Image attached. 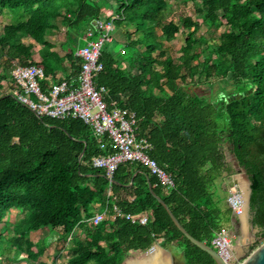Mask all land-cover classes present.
Segmentation results:
<instances>
[{"label":"trees","instance_id":"obj_1","mask_svg":"<svg viewBox=\"0 0 264 264\" xmlns=\"http://www.w3.org/2000/svg\"><path fill=\"white\" fill-rule=\"evenodd\" d=\"M178 2L191 9L169 0H114L113 16L103 18L107 0H0L1 255L19 250L32 263L55 264L68 250L63 264H121L159 240L179 250L183 264H218L177 227L149 182L187 231L213 246L232 212L218 192V180L235 170L226 146L251 180V221L264 238V0ZM95 18L112 19L119 30L101 49L95 82L106 86L108 100L136 113L138 133L152 143L149 154L172 186L135 161L120 163L112 173L120 184L110 182L92 165L110 150L106 139L102 148L81 118L39 116L4 89L16 64L40 65L52 80L57 72L76 78V50ZM203 24L220 28L216 40L204 44ZM61 27L58 52L47 36ZM181 30L174 56L165 43ZM201 81L209 94L191 88ZM50 83L41 80L42 87ZM102 210L104 219L93 223ZM127 213L148 219L131 221ZM40 229L58 234L51 261L42 258L46 245L30 236Z\"/></svg>","mask_w":264,"mask_h":264},{"label":"built area","instance_id":"obj_2","mask_svg":"<svg viewBox=\"0 0 264 264\" xmlns=\"http://www.w3.org/2000/svg\"><path fill=\"white\" fill-rule=\"evenodd\" d=\"M92 25L85 32V43L76 50V54L82 57L80 73L76 78H63L42 87L41 80L50 79L42 66L16 64L11 70L10 91L19 102L39 116L78 117L90 125L99 138L100 147H106V139L110 148L92 159V165L104 168L106 174L112 176L122 162L135 161L145 165L164 185L172 186L171 174L149 154L152 143L138 133L139 119L136 113L121 107L115 99L108 100L105 97L106 86L95 82V77L103 69L101 49L111 40L113 22L112 19L95 18ZM236 186L228 200L233 211L240 215L244 201ZM115 211L120 212L116 207ZM105 216V211H97L91 220L98 223ZM125 216L139 223H145L148 219L146 214L134 216L127 213ZM212 243L221 257L229 261L232 256L229 234L225 230L217 232Z\"/></svg>","mask_w":264,"mask_h":264},{"label":"rangeland","instance_id":"obj_3","mask_svg":"<svg viewBox=\"0 0 264 264\" xmlns=\"http://www.w3.org/2000/svg\"><path fill=\"white\" fill-rule=\"evenodd\" d=\"M172 4H173V7L175 9H178L179 7H182V9L186 12L188 10L191 9V6L190 5H180L178 0H169ZM2 25V23L0 22V26ZM220 33V28H217L215 26H212V27H208L206 25H202L201 28H200V34L202 35V40L204 42V44L208 41H213V40H216L218 35ZM184 30H181L177 35L176 37L171 40L170 42H166L165 45L167 47V50L172 54V55H178L180 53V48H181V45L183 43V40H184ZM66 36V30L64 27H62L60 29V31L58 33H56L55 35L53 36H50V41L52 43H58L62 38H65ZM83 44V42L81 41V45ZM105 44H108V42H106ZM104 44V45H105ZM191 88L195 91H197L198 93H201V94H209V87L201 81L200 84H197V85H192ZM213 89L215 91L218 90V85L215 83ZM226 148V156L228 157L230 155V151H229V148L228 146L225 147ZM232 176H224L223 178H221L220 180L222 182H224L225 184H227L230 180L231 177H237V179L239 180V182H236L237 185H238V189L239 191L241 192V194L243 195L244 193V186H245V179L242 175V173L238 170H234V172L232 174H230ZM229 177V178H228ZM230 182H233L232 180ZM231 184V187H234L235 184L233 183H230ZM241 195V196H242ZM244 203V202H243ZM97 210V209H96ZM95 210V211H96ZM249 216H251V212L249 211ZM241 218L243 219V221L246 223L247 225V228L248 230L253 233L255 235V240L251 242V246L247 248V254L241 258L240 260L234 262L233 260V255L235 253V247H236V244H235V241H236V237H234L232 234H234V228L230 227L228 228L227 230H225L229 236L231 237V242H232V256L229 260V262L231 263H235V264H240L243 259L255 248L257 247L262 241H264V238L260 236V228L255 226L253 224V226L251 225V220L248 219V216L245 214V211L243 209V212L242 214H240ZM0 231L3 233V232H6V230L4 229V227H2L0 229ZM57 232H54L52 233L51 235H46V231H38V232H32V238L35 239V240H40L43 244L46 245V250H45V253L42 255V257L48 259L49 261H51L54 257V249H55V246H57V239H56V236H57ZM58 242V241H57ZM214 246V245H213ZM173 247V246H171ZM215 247V246H214ZM176 249V248H175ZM216 249V247H215ZM177 250V249H176ZM178 251V250H177ZM143 251L142 252H138L136 254H133L132 257H136V256H140L142 255ZM172 253V252H171ZM62 254V258L58 259L57 262L55 264H63V258H65L68 254H69V251H65V252H62L60 253ZM172 255V254H171ZM131 256H128L129 258H131ZM127 257V256H126ZM176 256H174L173 258V264H180L178 258H175ZM0 264H36V263H32L30 262L28 259H27V256L25 253L19 251V250H16L14 251L11 255H1L0 254Z\"/></svg>","mask_w":264,"mask_h":264},{"label":"crops","instance_id":"obj_4","mask_svg":"<svg viewBox=\"0 0 264 264\" xmlns=\"http://www.w3.org/2000/svg\"><path fill=\"white\" fill-rule=\"evenodd\" d=\"M107 1H108L109 5H108V7H105L104 8V13L102 15L103 18H108L109 16L111 17L114 14V12H113L114 0H107ZM118 33H119V30L113 26V30L111 32V40H109L107 42L108 43L113 42L115 40V38L119 35ZM53 35H55V34H52V35H48L47 36V38H48L49 41H50V38L49 37L50 36H53ZM63 39L64 38H62L61 40H63ZM60 41L57 44L56 43L55 44L53 43L54 44L53 45V49L57 50L58 52H62V49H61V46H60ZM81 41H83V44L85 43L84 36L81 37ZM38 46H40V45L38 44ZM121 51H123V50H121ZM48 77L50 78L49 80L51 82H55V81L61 80L63 78H67V77H64L61 72H57L56 73V76H55L56 79L55 80H52V76L51 75H49ZM68 78H71V77H68ZM11 87H10V84L9 83H6L4 89L5 90H9ZM226 176H232V175H226ZM223 177H221V178H223ZM220 179L218 180V183H219V190H218V192H219L220 196L222 197V199H221V206H222V208H228V207H231L230 206V203H229V200H228V197H229L231 191L234 190L237 187L236 186L237 185L236 182H239V180L237 179L236 176L235 177L233 176V177H231L229 179L230 181L232 180L233 182H230L229 181L227 184H225ZM230 183L235 184L234 187H231V184ZM12 211H13V213H17L19 211V209L18 208H14ZM102 211H105V210H102ZM240 216L241 215H237L233 211V209H232V212L230 214V219L225 224V228H224V230H227L228 228L232 227L235 230L234 231V234H232L234 237H236L235 238L236 239V241H235V244H236L235 253H234L233 257H232L233 260H234V262L240 260L241 258H243L247 254V248L250 247L251 246V242L255 240V238H254L255 235L248 230L246 223L243 221V219ZM38 231H46V235L47 234L48 235H51L52 233L56 232V231H53V232L49 233L46 229H40V230H36V231H32V232H38ZM32 232L30 234L31 238L33 237L32 236ZM57 236H56V239H57ZM33 240H35V239H33ZM153 245L155 246V248L157 250L164 249L166 251H169L170 254H172L171 255L172 258H174V256H176L175 258H178L180 264H183V255H182V253L179 250L177 251L174 246L173 247H171V246H169V247L164 246L159 240L155 241L153 243ZM54 251H55V249H54ZM139 251L140 250L131 251V252H129V254L127 255V257L128 256H131V255L133 256V254H136ZM140 252H142V251H140ZM42 258L44 260L49 261L48 259H46L44 257H42Z\"/></svg>","mask_w":264,"mask_h":264},{"label":"water","instance_id":"obj_5","mask_svg":"<svg viewBox=\"0 0 264 264\" xmlns=\"http://www.w3.org/2000/svg\"><path fill=\"white\" fill-rule=\"evenodd\" d=\"M48 126H52L51 124H47ZM83 152L79 156L82 155ZM229 159H232L236 170L240 171L245 179V186H244V203H243V209L245 211V214L248 216V219L251 220L252 215L249 216V211H250V196H251V180L247 174L246 169L239 163V160L237 159L236 155L234 153L230 152V155L227 157ZM136 173V172H135ZM133 174V176L135 175ZM101 175H105L107 179L112 182V183H118L120 182L116 180L113 176H110L106 173H100ZM133 182V177L131 178L130 182L127 185H131ZM149 188L151 193L157 198L158 201H160L163 206L167 209L168 213L170 214L171 218L173 219L174 223L177 225V227L185 234L186 237H188L193 243L198 245L200 248L204 249L208 253H210L216 262L218 264H235L231 263L229 261H226L224 258L221 257V255L218 253V251L211 245L205 243L204 241L199 240L198 238L194 237L191 235L187 229L181 224L179 219L175 216V214L172 212L170 209L169 205L159 196L155 193V191L152 188L151 183L149 182ZM251 225L253 226V223L251 222ZM155 246L152 245L149 249L143 251L142 255L136 256V257H126L121 264H128L129 261L132 264H152V260H161V257H156L154 256V250ZM159 251H163L164 253L167 254L168 262L167 264H173V258L170 254L169 251H166L164 249H160ZM133 261V262H132ZM240 264H264V241H262L257 247H255L244 259Z\"/></svg>","mask_w":264,"mask_h":264},{"label":"bare ground","instance_id":"obj_6","mask_svg":"<svg viewBox=\"0 0 264 264\" xmlns=\"http://www.w3.org/2000/svg\"><path fill=\"white\" fill-rule=\"evenodd\" d=\"M243 199H244V196L242 195V200ZM153 253H154L155 258L156 257H161V260L160 259L159 260L156 259V260H154V262L152 260V264H167L168 258H167V254L166 253H164L163 251H159L157 249H155ZM128 264H132V263H130V261H129Z\"/></svg>","mask_w":264,"mask_h":264},{"label":"flooded vegetation","instance_id":"obj_7","mask_svg":"<svg viewBox=\"0 0 264 264\" xmlns=\"http://www.w3.org/2000/svg\"><path fill=\"white\" fill-rule=\"evenodd\" d=\"M226 159H227V161L231 162L232 167L236 170L235 164H234L233 160L232 159H229L227 157H226Z\"/></svg>","mask_w":264,"mask_h":264}]
</instances>
